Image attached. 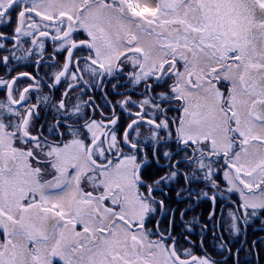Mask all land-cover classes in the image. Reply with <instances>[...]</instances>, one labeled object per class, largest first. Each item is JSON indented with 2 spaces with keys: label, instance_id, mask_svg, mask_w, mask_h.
Segmentation results:
<instances>
[{
  "label": "snow or ice",
  "instance_id": "6c2138e0",
  "mask_svg": "<svg viewBox=\"0 0 264 264\" xmlns=\"http://www.w3.org/2000/svg\"><path fill=\"white\" fill-rule=\"evenodd\" d=\"M0 264H264V0H0Z\"/></svg>",
  "mask_w": 264,
  "mask_h": 264
}]
</instances>
